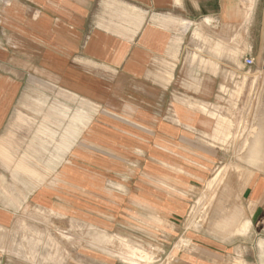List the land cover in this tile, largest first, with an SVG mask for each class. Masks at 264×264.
Instances as JSON below:
<instances>
[{"label": "crops", "instance_id": "crops-1", "mask_svg": "<svg viewBox=\"0 0 264 264\" xmlns=\"http://www.w3.org/2000/svg\"><path fill=\"white\" fill-rule=\"evenodd\" d=\"M234 53L264 68V0H0V229L39 208L140 264H252L264 208H194L220 164L198 101ZM105 244L70 264H128Z\"/></svg>", "mask_w": 264, "mask_h": 264}, {"label": "rangeland", "instance_id": "rangeland-1", "mask_svg": "<svg viewBox=\"0 0 264 264\" xmlns=\"http://www.w3.org/2000/svg\"><path fill=\"white\" fill-rule=\"evenodd\" d=\"M186 57L204 62L203 47ZM238 57L226 54L231 67L219 70L222 84L216 90L215 86L211 88L218 94L217 100L198 101L206 106L198 109L214 120L211 142L219 146L220 164L208 188L206 185L201 190V195L207 194L205 199L200 201L201 195L199 201L196 198L194 208H264V197L257 202L251 197L254 181L264 180V68L245 66ZM112 240L92 227L51 218L39 208H23L14 228L0 229V254L10 259L0 260V264H70L69 258L75 252H97L101 247L98 241L106 242V255L118 253L123 258L128 254L124 258L128 264H140L134 258L145 260L143 249L114 245ZM235 256L233 264H243L241 252ZM255 257L252 254V264H264V253Z\"/></svg>", "mask_w": 264, "mask_h": 264}, {"label": "built area", "instance_id": "built-area-1", "mask_svg": "<svg viewBox=\"0 0 264 264\" xmlns=\"http://www.w3.org/2000/svg\"><path fill=\"white\" fill-rule=\"evenodd\" d=\"M244 65L245 66H248V67H251L254 65V58L252 57H245L244 58Z\"/></svg>", "mask_w": 264, "mask_h": 264}, {"label": "bare ground", "instance_id": "bare-ground-1", "mask_svg": "<svg viewBox=\"0 0 264 264\" xmlns=\"http://www.w3.org/2000/svg\"><path fill=\"white\" fill-rule=\"evenodd\" d=\"M257 150V149H256ZM243 154H245V152L243 153ZM243 225V224H242ZM240 226H241V224H240Z\"/></svg>", "mask_w": 264, "mask_h": 264}]
</instances>
